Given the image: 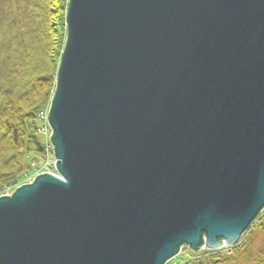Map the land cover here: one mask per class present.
<instances>
[{
    "label": "water",
    "instance_id": "1",
    "mask_svg": "<svg viewBox=\"0 0 264 264\" xmlns=\"http://www.w3.org/2000/svg\"><path fill=\"white\" fill-rule=\"evenodd\" d=\"M55 174L0 197V264H167L264 210V0H69Z\"/></svg>",
    "mask_w": 264,
    "mask_h": 264
},
{
    "label": "trees",
    "instance_id": "2",
    "mask_svg": "<svg viewBox=\"0 0 264 264\" xmlns=\"http://www.w3.org/2000/svg\"><path fill=\"white\" fill-rule=\"evenodd\" d=\"M68 1L0 0V197L19 187L43 156L37 126L47 124L40 114L47 117L56 88ZM255 222L264 233V210ZM230 250L233 257L227 260L203 251L184 264H224L242 255L251 257L243 240ZM250 261L264 264V241Z\"/></svg>",
    "mask_w": 264,
    "mask_h": 264
},
{
    "label": "rangeland",
    "instance_id": "3",
    "mask_svg": "<svg viewBox=\"0 0 264 264\" xmlns=\"http://www.w3.org/2000/svg\"><path fill=\"white\" fill-rule=\"evenodd\" d=\"M50 106V105H49ZM48 111L49 108L47 110L46 116L48 115ZM40 118L44 119V115L40 114ZM44 126L43 123H39L37 128L38 129H42ZM47 132V133H46ZM46 132L41 131V135L45 136L47 135L48 138H43L42 136H40V140L43 142V144H46L47 146V150L46 152L48 153L45 157H40L38 160V163L35 165H32V170L31 173L26 175L24 177V179L21 182V185H19V187L23 186V185H29L33 182L34 178L40 174H47V173H51L54 171V160H53V153L51 151L49 147V138H50V131L46 129ZM55 174V173H54ZM17 187V188H19ZM17 188H15L14 190H10L9 192L5 193L3 196H10ZM249 229L251 230V232L247 233L248 230L245 232L244 238L243 236L239 239L238 243H240L242 240L244 242H246L249 246V251H250V256H246V255H242L240 257H236L235 260L232 262H225L224 264H253L252 261H250V259L255 258V256L257 255V253L260 251V249L262 248V243L264 241V233L257 227L256 222L254 221V223L249 227ZM248 234V235H247ZM237 243V244H238ZM236 244V245H237ZM232 249V248H231ZM221 259H229L231 257H233V250L227 249V248H221L219 251L216 252ZM192 254H196V253H192L190 250L184 248L180 255L177 256L175 259L169 261L171 264H184L186 263V261H190L191 259H197V257L192 256ZM168 262V263H169Z\"/></svg>",
    "mask_w": 264,
    "mask_h": 264
},
{
    "label": "built area",
    "instance_id": "4",
    "mask_svg": "<svg viewBox=\"0 0 264 264\" xmlns=\"http://www.w3.org/2000/svg\"><path fill=\"white\" fill-rule=\"evenodd\" d=\"M43 132H45L46 130L45 129H43L42 130ZM48 153H46V155H47ZM49 174H54V171L53 172H51V173H49Z\"/></svg>",
    "mask_w": 264,
    "mask_h": 264
},
{
    "label": "bare ground",
    "instance_id": "5",
    "mask_svg": "<svg viewBox=\"0 0 264 264\" xmlns=\"http://www.w3.org/2000/svg\"><path fill=\"white\" fill-rule=\"evenodd\" d=\"M183 249H184V247H182V248L180 249V253H181V251H182ZM180 253H179V255H180ZM179 255H178V256H179Z\"/></svg>",
    "mask_w": 264,
    "mask_h": 264
}]
</instances>
